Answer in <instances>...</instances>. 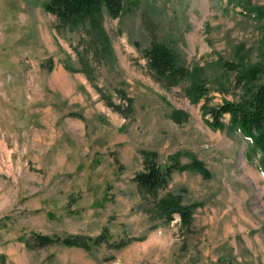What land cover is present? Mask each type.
<instances>
[{
	"label": "rangeland",
	"instance_id": "obj_1",
	"mask_svg": "<svg viewBox=\"0 0 264 264\" xmlns=\"http://www.w3.org/2000/svg\"><path fill=\"white\" fill-rule=\"evenodd\" d=\"M47 1L0 0V264H264L260 153L207 124L264 83V0H137L98 29ZM153 40L185 79L150 71ZM144 151L171 167L154 197ZM166 198L197 205L188 227Z\"/></svg>",
	"mask_w": 264,
	"mask_h": 264
},
{
	"label": "trees",
	"instance_id": "obj_2",
	"mask_svg": "<svg viewBox=\"0 0 264 264\" xmlns=\"http://www.w3.org/2000/svg\"><path fill=\"white\" fill-rule=\"evenodd\" d=\"M132 3H137V0H48L44 9L63 26L77 28L88 24L91 28L98 29V17L102 10H106L112 18H118L129 10ZM144 57L150 71L168 84H176L187 77L186 69L178 63L176 49L166 42L151 41L144 51ZM207 112L211 118L207 120V124L212 129H224L223 117L228 115L229 128L239 130L249 139L252 149L260 153L264 169V83L258 85L246 98L240 101H224L209 108ZM143 156L144 170L137 173L133 181L143 193L154 197L166 182L171 167L162 169L154 152L144 151ZM196 166L201 169V165ZM196 206L182 205L177 199L166 198L158 202L157 209L167 221L173 220L174 214H178L180 223L188 227ZM41 240L42 243L50 241L44 238ZM62 243L71 245L74 242L65 238ZM226 264L234 263L228 261Z\"/></svg>",
	"mask_w": 264,
	"mask_h": 264
},
{
	"label": "bare ground",
	"instance_id": "obj_3",
	"mask_svg": "<svg viewBox=\"0 0 264 264\" xmlns=\"http://www.w3.org/2000/svg\"><path fill=\"white\" fill-rule=\"evenodd\" d=\"M251 180H252V179H251ZM252 182H253V181H252ZM260 194H261V193H260ZM260 194H259V195H260ZM176 215H177V214H176Z\"/></svg>",
	"mask_w": 264,
	"mask_h": 264
}]
</instances>
